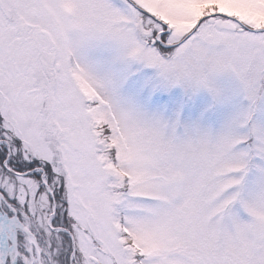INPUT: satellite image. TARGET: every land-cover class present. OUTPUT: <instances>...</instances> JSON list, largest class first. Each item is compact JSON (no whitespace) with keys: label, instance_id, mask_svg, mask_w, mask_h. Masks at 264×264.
I'll return each instance as SVG.
<instances>
[{"label":"snow or ice","instance_id":"1","mask_svg":"<svg viewBox=\"0 0 264 264\" xmlns=\"http://www.w3.org/2000/svg\"><path fill=\"white\" fill-rule=\"evenodd\" d=\"M0 264H264V0H0Z\"/></svg>","mask_w":264,"mask_h":264}]
</instances>
